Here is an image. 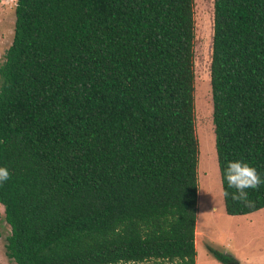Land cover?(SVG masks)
<instances>
[{
    "label": "trees",
    "instance_id": "trees-1",
    "mask_svg": "<svg viewBox=\"0 0 264 264\" xmlns=\"http://www.w3.org/2000/svg\"><path fill=\"white\" fill-rule=\"evenodd\" d=\"M0 62V205L14 264H194L193 0H15ZM209 86L227 163L264 180V0H212ZM222 195L227 215L264 207ZM221 264L230 256L208 247Z\"/></svg>",
    "mask_w": 264,
    "mask_h": 264
},
{
    "label": "rangeland",
    "instance_id": "rangeland-1",
    "mask_svg": "<svg viewBox=\"0 0 264 264\" xmlns=\"http://www.w3.org/2000/svg\"><path fill=\"white\" fill-rule=\"evenodd\" d=\"M14 4L15 0H0V62L12 38ZM193 17L194 130L198 144L194 264H221L208 247L230 255L236 264H264V207L234 216L226 215L223 209L213 145L209 86L212 0H193ZM8 233L0 205V264H14L3 252Z\"/></svg>",
    "mask_w": 264,
    "mask_h": 264
},
{
    "label": "clouds",
    "instance_id": "clouds-1",
    "mask_svg": "<svg viewBox=\"0 0 264 264\" xmlns=\"http://www.w3.org/2000/svg\"><path fill=\"white\" fill-rule=\"evenodd\" d=\"M224 178L227 181L228 188L235 189V192L229 193L227 190L222 191L221 195L225 198L231 197L234 201H244L249 206L251 202L247 200V189H258L264 180L254 167L248 163L236 160L227 163L224 171ZM10 179L9 170L6 167H0V184Z\"/></svg>",
    "mask_w": 264,
    "mask_h": 264
},
{
    "label": "crops",
    "instance_id": "crops-1",
    "mask_svg": "<svg viewBox=\"0 0 264 264\" xmlns=\"http://www.w3.org/2000/svg\"><path fill=\"white\" fill-rule=\"evenodd\" d=\"M263 208V207H262ZM259 209H261V208H259ZM259 209H257V210H259ZM257 210H255V211H257ZM252 212H254V211H252ZM252 212H249V213H252ZM225 213V212H224ZM246 214H248V213H246ZM227 215V214H226ZM241 215H243V214H241ZM230 216H234V215H230ZM195 222H196V220H195ZM194 233L196 234V230H195V223H194ZM194 234V235H195ZM194 240V239H193ZM194 243V242H193Z\"/></svg>",
    "mask_w": 264,
    "mask_h": 264
},
{
    "label": "bare ground",
    "instance_id": "bare-ground-1",
    "mask_svg": "<svg viewBox=\"0 0 264 264\" xmlns=\"http://www.w3.org/2000/svg\"><path fill=\"white\" fill-rule=\"evenodd\" d=\"M197 235V234H196Z\"/></svg>",
    "mask_w": 264,
    "mask_h": 264
}]
</instances>
